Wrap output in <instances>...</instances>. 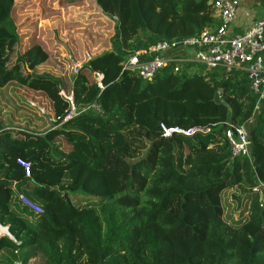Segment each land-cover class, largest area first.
<instances>
[{"label":"trees","instance_id":"trees-1","mask_svg":"<svg viewBox=\"0 0 264 264\" xmlns=\"http://www.w3.org/2000/svg\"><path fill=\"white\" fill-rule=\"evenodd\" d=\"M145 1L177 26L158 30L144 9L134 23L133 0H91L114 22L110 51L101 58L103 90L92 104L107 108L104 103L118 94L133 102L130 116L118 105L97 112L92 105L76 104V116L63 122L70 113L60 95L63 81L32 73L23 84L50 101L54 129L11 135L0 121V226L16 242L0 236V264H29L36 258L39 264H264V107L255 110L256 98L240 72L174 62L148 81L123 71L127 56L137 51L219 24L207 11L214 0ZM14 2L0 0V73L8 69L2 61L5 49L20 41ZM199 13L204 14L200 24L186 23ZM130 27L131 36L122 37ZM48 56L33 45L16 54V65L32 71ZM175 56L185 54L179 50ZM91 65L77 75L96 88ZM6 74L0 86L10 80ZM198 82L211 92L209 110L188 111L171 100ZM122 85L125 90L117 91ZM162 89L169 90L170 101L146 99ZM216 95L222 102L214 101ZM91 117H99L104 131L114 127L119 142L92 144L91 137L78 134L76 126ZM160 124L184 130L200 125L207 132L164 139ZM240 126L250 156L232 159L225 132ZM61 136H66L62 150ZM68 144L77 145L79 154L69 156ZM17 194L40 204L42 212L32 214Z\"/></svg>","mask_w":264,"mask_h":264},{"label":"rangeland","instance_id":"rangeland-1","mask_svg":"<svg viewBox=\"0 0 264 264\" xmlns=\"http://www.w3.org/2000/svg\"><path fill=\"white\" fill-rule=\"evenodd\" d=\"M210 3L211 1H208L207 11L215 19L217 13ZM142 9L146 12L144 16H149L153 21V27L160 31L165 29L162 25L169 24L170 28L177 26L176 22L168 23L167 19L145 0H133L134 23L142 17L144 11ZM238 15L240 14L237 13L236 18ZM203 17L204 14L199 13L198 16L187 18L186 23L190 24L196 20V23L200 24ZM12 19L17 27L20 41L17 45L5 49L6 51L2 56L4 66L8 68L6 78H10V80L0 86V121L7 129H22L27 134L44 135L52 129L54 119L51 115L53 113L51 112L49 115V105L46 104L44 93L27 88L23 81L27 75L32 73L61 79L63 81L62 92L65 96H72L74 108H76V104L86 107L88 105L95 106L92 104V98L101 92H98L94 85L91 86L90 82L87 84L83 75L75 76L73 69L74 67L82 69L84 65L91 62L92 70L90 73L92 76L95 72H102L100 69L102 66L101 58L110 51L111 38L114 34L112 21L110 22V18L101 15L91 0H15ZM131 31L132 28L130 27L129 32L123 33L122 37L129 38ZM33 45H38L43 51L48 52V59L32 71L27 70L24 66L18 67L16 54H23ZM5 72L0 73V82L4 79ZM75 77L78 78L75 79ZM133 79L129 78V80ZM74 86H76L75 90ZM116 90L124 91L125 86H117ZM168 94V89L153 91L146 99L160 97L169 100L171 98L168 97ZM210 98V90L198 82L171 100L176 101L178 105H182L188 111L204 112L209 110ZM104 104L107 108L97 106L99 112L100 110H110L114 105H118L129 116L134 107L133 102L129 104L118 94L112 95L110 100ZM91 118L89 121L85 120L84 124L76 126L78 134L91 137L93 139L92 144L95 143V140H103L104 143L119 142V135L113 129L114 127H108L104 131L102 128L100 129L99 117ZM114 126L116 128L119 125ZM193 128L204 127L196 125ZM10 134L12 135V132ZM65 138L66 136H61L60 139H57L60 149L66 147L63 144ZM67 146H69V156L79 154L80 148L77 145L78 150L71 144ZM89 150L91 151L90 146L86 148V153H90ZM0 257H2L1 254ZM33 264L38 263L33 262Z\"/></svg>","mask_w":264,"mask_h":264},{"label":"built area","instance_id":"built-area-1","mask_svg":"<svg viewBox=\"0 0 264 264\" xmlns=\"http://www.w3.org/2000/svg\"><path fill=\"white\" fill-rule=\"evenodd\" d=\"M247 0H214V7L219 21L218 26L212 31H203L192 37L182 38L180 41L159 42L145 50L137 51L129 56L122 64L123 71H130L142 80H151L155 73L174 62H195L206 69L222 68L226 72H240L246 75L249 89L256 98L255 110L264 107V16L254 20L251 25L239 34L232 32V26L241 6ZM115 19V18H114ZM181 50L184 58H177L176 53ZM89 59V56H87ZM80 67H74L75 76ZM177 69H175L176 71ZM96 88L103 90L104 76L101 72L93 75ZM219 94V92H217ZM60 95L70 104V113L63 122L76 116L72 102V96ZM92 108L99 112L95 105ZM49 113L52 108L49 106ZM53 119V115H52ZM54 129V128H52ZM11 132L18 131L27 134L22 129H8ZM161 137L168 139L173 135L191 137L198 133L207 132L201 128L181 129L167 128L160 124ZM225 138L230 146L231 158H249V142L245 129L229 127L225 132ZM26 170L27 166L19 162ZM18 201L32 214L37 215L42 209L36 203L30 201L22 194H17ZM5 234L10 235L5 228Z\"/></svg>","mask_w":264,"mask_h":264},{"label":"crops","instance_id":"crops-1","mask_svg":"<svg viewBox=\"0 0 264 264\" xmlns=\"http://www.w3.org/2000/svg\"><path fill=\"white\" fill-rule=\"evenodd\" d=\"M237 13L240 15H238V17L235 19L231 30L236 34H239L246 30L254 20L263 18L264 0H247L246 3L240 7ZM46 104L52 108L51 103L47 98ZM49 115H51V113H49ZM33 262H37L39 264V259H32L30 264H33Z\"/></svg>","mask_w":264,"mask_h":264},{"label":"water","instance_id":"water-1","mask_svg":"<svg viewBox=\"0 0 264 264\" xmlns=\"http://www.w3.org/2000/svg\"><path fill=\"white\" fill-rule=\"evenodd\" d=\"M214 101L216 102V103H220V102H222V100H220L219 98H218V96L216 95L215 97H214ZM1 227V226H0ZM3 228V227H2ZM4 229V231H6V229L5 228H3ZM2 235H6L5 233H0V236H2ZM10 240L13 242V243H16L15 242V239L13 238V237H10Z\"/></svg>","mask_w":264,"mask_h":264},{"label":"bare ground","instance_id":"bare-ground-1","mask_svg":"<svg viewBox=\"0 0 264 264\" xmlns=\"http://www.w3.org/2000/svg\"><path fill=\"white\" fill-rule=\"evenodd\" d=\"M0 233H5L4 229L2 227H0Z\"/></svg>","mask_w":264,"mask_h":264}]
</instances>
